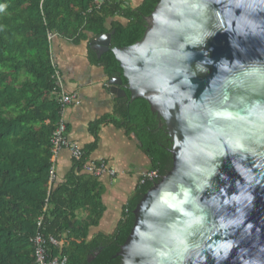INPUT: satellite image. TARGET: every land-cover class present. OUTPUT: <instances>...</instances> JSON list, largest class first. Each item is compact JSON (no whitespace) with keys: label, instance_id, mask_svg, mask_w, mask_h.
<instances>
[{"label":"water","instance_id":"obj_1","mask_svg":"<svg viewBox=\"0 0 264 264\" xmlns=\"http://www.w3.org/2000/svg\"><path fill=\"white\" fill-rule=\"evenodd\" d=\"M146 22L130 47L90 43L122 68L111 93L147 101L172 144L117 256L264 264V0H160Z\"/></svg>","mask_w":264,"mask_h":264},{"label":"trees","instance_id":"obj_2","mask_svg":"<svg viewBox=\"0 0 264 264\" xmlns=\"http://www.w3.org/2000/svg\"><path fill=\"white\" fill-rule=\"evenodd\" d=\"M159 1L142 0L133 8L127 0H107L97 8L94 0H0V264H35L31 240L37 233L59 239L62 246L51 248L52 257L66 256L68 264H121L117 254L134 227L135 208L172 168V144L149 103L131 102L128 92L116 98L112 118L91 125L95 141L108 120L134 135L151 159L150 172L160 178L140 184L114 233L90 236L105 211L99 178L82 172L97 142L84 150L82 162L74 160L64 183L50 182L62 105L48 36L88 42L90 63L110 80L121 77L114 54L99 58L90 43L111 34L114 48L136 44ZM82 212L86 216L79 217Z\"/></svg>","mask_w":264,"mask_h":264},{"label":"crops","instance_id":"obj_3","mask_svg":"<svg viewBox=\"0 0 264 264\" xmlns=\"http://www.w3.org/2000/svg\"><path fill=\"white\" fill-rule=\"evenodd\" d=\"M128 3L131 0H127ZM136 8L142 0H132ZM89 43L75 45L60 37L52 42V58L61 73L67 94H77L80 104L66 109L68 138L83 150L94 142L97 147L89 160L104 159L117 173L115 177L99 178L103 185L102 204L105 208L100 224L90 230L92 237L114 233L123 218L128 202L134 197L143 176L152 168L136 137L108 120L98 130V140L91 133V125L114 116L115 97L110 79L99 66H93L87 53ZM56 185L64 183L74 166L69 149H61L53 159ZM79 217L86 216L78 213ZM78 217V218H79Z\"/></svg>","mask_w":264,"mask_h":264},{"label":"built area","instance_id":"obj_4","mask_svg":"<svg viewBox=\"0 0 264 264\" xmlns=\"http://www.w3.org/2000/svg\"><path fill=\"white\" fill-rule=\"evenodd\" d=\"M105 1L107 0H94L95 7L100 8L105 3ZM55 37L56 35H53L51 33L48 36V40L51 42V48H52V42ZM55 76L59 88V91H57V97H58V101L62 105V112H60L61 119L52 137L53 154H54L53 159L61 149L66 148L69 149L73 159L76 162L80 163L82 162V159H84L85 157V152L78 144L73 143L69 140L68 128L66 122V113H64L66 112V109L68 107L74 104H80V101L77 94H67V92H65L63 78L58 69L56 71ZM55 172L56 169L55 166L53 165L51 171L49 172L51 183L56 179ZM82 172L93 175L97 178H100L104 175L115 177L117 174L115 170L109 167L108 163L104 159L86 161L83 165ZM159 178L160 176L158 172L151 171L143 176L141 184L149 181L153 182L158 180ZM41 224L42 223L40 221L38 223V226H41ZM31 242L35 253V264H68V258L66 256L52 257L51 248H59L62 246V242H60L59 239L52 236L45 237L44 235H42V233H37L32 238Z\"/></svg>","mask_w":264,"mask_h":264},{"label":"flooded vegetation","instance_id":"obj_5","mask_svg":"<svg viewBox=\"0 0 264 264\" xmlns=\"http://www.w3.org/2000/svg\"><path fill=\"white\" fill-rule=\"evenodd\" d=\"M163 127H165V126H164V123H162V124L160 123V128H163ZM166 133H167V132H166ZM167 135H168V134H167ZM169 139H170V138H169ZM170 142H171V141H170ZM171 147H172V146H171Z\"/></svg>","mask_w":264,"mask_h":264},{"label":"rangeland","instance_id":"obj_6","mask_svg":"<svg viewBox=\"0 0 264 264\" xmlns=\"http://www.w3.org/2000/svg\"><path fill=\"white\" fill-rule=\"evenodd\" d=\"M129 2H130L129 4H134L132 0H131V1H129Z\"/></svg>","mask_w":264,"mask_h":264}]
</instances>
